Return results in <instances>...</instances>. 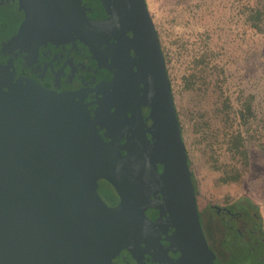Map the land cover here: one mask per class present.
<instances>
[{
  "label": "water",
  "instance_id": "obj_1",
  "mask_svg": "<svg viewBox=\"0 0 264 264\" xmlns=\"http://www.w3.org/2000/svg\"><path fill=\"white\" fill-rule=\"evenodd\" d=\"M18 1L25 19L16 39L36 25L41 38L75 35L92 50L110 31L117 55L112 91L99 100L104 113L32 80L0 87V264H112L121 249L136 258L140 243H158L167 227L165 250L178 252L176 264H215L145 0H100L108 17L99 21L79 0ZM98 179L114 189L115 205L99 197ZM146 208L157 210L155 221Z\"/></svg>",
  "mask_w": 264,
  "mask_h": 264
},
{
  "label": "rangeland",
  "instance_id": "obj_2",
  "mask_svg": "<svg viewBox=\"0 0 264 264\" xmlns=\"http://www.w3.org/2000/svg\"><path fill=\"white\" fill-rule=\"evenodd\" d=\"M146 6L168 54L167 77L199 193L217 205L226 194L247 196L264 219V35L256 41L249 33L237 37L238 0H146ZM184 78L193 80L189 88ZM222 93L232 110L238 95H255L256 132L246 140L249 166L240 181L214 188L219 173L210 157L219 167L239 166L224 150L223 135L231 126L223 120Z\"/></svg>",
  "mask_w": 264,
  "mask_h": 264
},
{
  "label": "flooded vegetation",
  "instance_id": "obj_3",
  "mask_svg": "<svg viewBox=\"0 0 264 264\" xmlns=\"http://www.w3.org/2000/svg\"><path fill=\"white\" fill-rule=\"evenodd\" d=\"M79 4L84 15L90 20L99 21L108 17L100 0H79ZM24 19L25 12L18 0H0V87L5 89L9 83L32 80L55 92L77 93L91 115L97 107L104 113V109L99 106V100L106 92L112 91L108 85L114 76L113 62L117 55L114 49L117 42L112 35L114 33L105 32L99 44L92 43L94 50L75 35L66 36L62 40L41 38L40 28L36 25L27 27L21 37L16 39ZM126 35L130 37L131 32L126 31ZM129 55L133 56L131 50ZM107 101L121 105L119 95L116 98L111 95ZM109 110L112 112L114 106ZM141 112L145 123L149 125L148 107L141 106ZM126 115L128 116L129 112H126ZM119 119H122V116ZM105 120L106 115L103 114L100 122L104 123ZM99 133L104 140H108L103 136L104 128H101ZM125 140L126 135H123L120 143ZM96 190L107 206L118 202L114 189L105 180H97ZM143 213L150 221H155L158 215L157 210L152 208H146ZM153 229L158 230L156 226ZM171 231V227L159 230L158 243L154 239L140 243V252L136 258L126 249H121L111 258V263L176 264L178 252L165 250V234L169 235Z\"/></svg>",
  "mask_w": 264,
  "mask_h": 264
},
{
  "label": "trees",
  "instance_id": "obj_4",
  "mask_svg": "<svg viewBox=\"0 0 264 264\" xmlns=\"http://www.w3.org/2000/svg\"><path fill=\"white\" fill-rule=\"evenodd\" d=\"M238 4V7L241 6V11L238 12L236 24L241 29L237 30V37L243 38L249 33L253 41L258 40L264 35V0H238ZM156 33L159 40V33L157 31ZM159 44L164 64H166L167 51L163 50L160 40ZM205 57L203 55L200 60H204ZM192 83V79L184 78V88H189ZM220 97H222L223 120L231 126L223 135L224 150L237 161L239 166L219 167L217 160L210 157L212 168L219 173L213 183L214 188H222L240 181L243 171L249 166L246 140L250 142L254 139L253 133L256 132V129H251L256 119L255 95L251 93L238 95L237 106L234 110H232V104L227 95L222 93ZM175 113L183 140V126L176 108ZM186 155L200 225L208 246L215 255V264H264V219L257 204L247 196L229 194L224 195L218 205L214 204L206 195L199 193L187 151Z\"/></svg>",
  "mask_w": 264,
  "mask_h": 264
}]
</instances>
